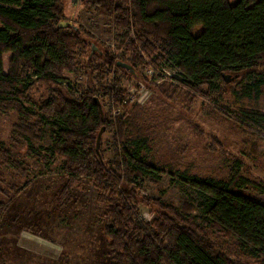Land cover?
<instances>
[{"label": "trees", "instance_id": "1", "mask_svg": "<svg viewBox=\"0 0 264 264\" xmlns=\"http://www.w3.org/2000/svg\"><path fill=\"white\" fill-rule=\"evenodd\" d=\"M60 3L0 0V115L18 112L15 137L31 149L43 141L46 127L52 128L49 151L63 159L62 169L69 178L58 194L60 201H70L72 179L94 183L104 209L108 264H237L213 242L212 234L232 240L242 256L264 264V201L247 193L252 189L264 194V182L239 174L216 179L182 173L200 196L198 201L187 202L185 210L140 198L134 180L159 171L145 159L155 128L146 124L145 112L137 107L133 112L123 106L122 116L108 122L101 116L97 90H86L76 98L61 89L64 73L75 72L78 55L89 54L93 46L80 30L61 28L64 11ZM86 4L92 11L113 17L133 60L143 61L139 52L135 54L139 43L143 53L159 65L155 68L167 63L186 72L185 80L169 89L148 84L152 98L163 104L161 111H167L168 102L177 101L183 90L190 94L201 88L219 95L234 84L237 89L231 86L229 90L234 101L244 105L240 114L244 130L264 132V0H88ZM6 54H11L8 72L4 71ZM100 58L108 69L127 71L133 66L107 51ZM159 75L152 82L163 81ZM32 77L53 84L55 96L33 102L29 97ZM120 95H116V106L122 103ZM25 104L35 106L38 113ZM75 122L82 126L75 129ZM103 126L116 129L112 164L106 162L103 146L97 151L96 134ZM0 162L25 170L1 141ZM9 188L6 193L0 180V196L11 203L20 189ZM143 205L154 213L153 222L142 219ZM8 208L9 204L0 202V220Z\"/></svg>", "mask_w": 264, "mask_h": 264}, {"label": "rangeland", "instance_id": "2", "mask_svg": "<svg viewBox=\"0 0 264 264\" xmlns=\"http://www.w3.org/2000/svg\"><path fill=\"white\" fill-rule=\"evenodd\" d=\"M86 1L61 0L60 3L64 11L62 23L78 28L94 51L92 56V50L78 55L76 71L64 73L60 88L76 98L84 96L86 90L99 91L95 98L99 97L103 118L108 122H116L122 116L123 106H129L133 112L136 107L145 112L146 124L155 128L145 159L159 171L134 180L133 188L140 198L152 205L161 201L185 210L191 199L198 201L200 196L180 176L182 173L216 179L239 174L254 182H264V132L244 130L240 120L244 105L235 102L229 90L237 86L224 87L219 95L206 89L199 91L201 88L190 94L183 90L177 101L168 102L167 111H161L163 104L152 98L148 84L169 89L172 84L184 81L186 72L167 63L160 69L155 68L158 64L143 53L139 43L135 54L139 52L143 61L133 60V53L126 51V39L113 17L90 10ZM106 51L121 55L125 58L123 64L133 66L127 71L108 69L105 59L100 58ZM10 58L11 54L3 57L5 72H8ZM103 66L107 68L98 71ZM28 74L31 76L30 71ZM157 75L164 80L152 82ZM32 82L29 97L33 102L42 103L55 96L53 84L38 82L33 77ZM120 92L123 97L118 101L122 103L116 106V95ZM25 105L38 113L35 106ZM19 120L16 110L0 115V141L12 152L13 159L25 167L24 171H17L0 162L3 190L7 193L9 185L20 189L11 203L6 196H0V202L9 204L0 220V264H108L104 209L98 202L94 183L86 178L72 179V186L68 187L70 201H60L58 194L69 178L62 169L63 159L53 157L49 151L53 145L52 128L47 126L43 141L31 149L15 137ZM73 124L75 129L82 126L78 122ZM103 128L101 146L106 162L112 164L116 129L114 126ZM247 193L264 201V194L260 192L249 189ZM141 214L147 223L155 219L145 205L141 206ZM211 239L228 251L237 264H262L261 260L242 256L230 239L217 234H212Z\"/></svg>", "mask_w": 264, "mask_h": 264}, {"label": "water", "instance_id": "3", "mask_svg": "<svg viewBox=\"0 0 264 264\" xmlns=\"http://www.w3.org/2000/svg\"><path fill=\"white\" fill-rule=\"evenodd\" d=\"M73 1H74V2H84V1H86V0H73ZM68 26H70V27H74L73 24L66 23V22L61 24V28H63V27H68ZM74 28H75L76 31H78V28H76V27H74ZM93 52H94V51L92 50L91 56L93 55ZM91 56H90V58H91ZM123 66H124V65H123ZM127 68H128V67H127ZM129 68H130V67H129ZM97 104H98V106H99L101 116L103 117V109H102V106H101L100 101L97 100ZM104 131H105V128H102L101 131H100V133H99V135H98V137H97V151H98V152H99V150H100V146H101V137H102Z\"/></svg>", "mask_w": 264, "mask_h": 264}]
</instances>
